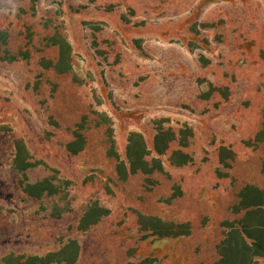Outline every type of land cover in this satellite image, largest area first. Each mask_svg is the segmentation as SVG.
Returning <instances> with one entry per match:
<instances>
[{
    "label": "rangeland",
    "instance_id": "374dc122",
    "mask_svg": "<svg viewBox=\"0 0 264 264\" xmlns=\"http://www.w3.org/2000/svg\"><path fill=\"white\" fill-rule=\"evenodd\" d=\"M263 165L264 0H0V264H222Z\"/></svg>",
    "mask_w": 264,
    "mask_h": 264
},
{
    "label": "trees",
    "instance_id": "16d2710c",
    "mask_svg": "<svg viewBox=\"0 0 264 264\" xmlns=\"http://www.w3.org/2000/svg\"><path fill=\"white\" fill-rule=\"evenodd\" d=\"M156 152L162 154L160 151L156 150ZM31 167H33V165L28 164L24 168L29 169ZM132 173H135V171L132 170ZM39 186H41V184L29 186L27 188L29 195L32 194V190ZM246 192L247 193L241 196L242 200L245 202L243 206L245 215L242 222L235 223L237 227L232 226L231 228L232 230L228 236L229 241L225 244V250L224 253H222V264H254L256 258L264 257V185L262 189L248 187ZM100 211L103 213L101 217L108 213L106 210ZM245 238H247L249 242H247ZM50 257L51 256H48V258ZM16 262L17 264H48L46 258L38 257H31L28 259L17 258Z\"/></svg>",
    "mask_w": 264,
    "mask_h": 264
}]
</instances>
